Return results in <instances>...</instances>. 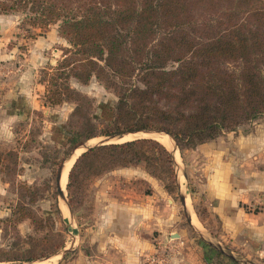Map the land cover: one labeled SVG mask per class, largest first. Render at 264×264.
<instances>
[{
  "label": "trees",
  "instance_id": "1",
  "mask_svg": "<svg viewBox=\"0 0 264 264\" xmlns=\"http://www.w3.org/2000/svg\"><path fill=\"white\" fill-rule=\"evenodd\" d=\"M11 12L23 14L22 26L56 24L66 40L61 58L42 71L46 103L72 101L76 113L87 98L72 77L95 78L117 97L102 131H91L89 119L69 128L64 155L96 136L142 129L170 134L182 151L264 116V0H0V13ZM141 162L172 191V156L149 137L83 152L67 188L77 173ZM19 214L7 221L28 217Z\"/></svg>",
  "mask_w": 264,
  "mask_h": 264
},
{
  "label": "rangeland",
  "instance_id": "2",
  "mask_svg": "<svg viewBox=\"0 0 264 264\" xmlns=\"http://www.w3.org/2000/svg\"><path fill=\"white\" fill-rule=\"evenodd\" d=\"M22 19L23 14L19 12L0 13V219L3 220L0 223V264L34 261L39 264L51 258L52 264H72L81 257H90L93 254L91 228L103 226L114 213L122 215L120 210L116 211L117 202L151 196L161 188L164 200L167 198L170 203L173 200L178 206L181 215L178 228L185 233L186 242L200 248L207 260L213 264H264V241L252 245L232 238L225 234L221 221L209 210L202 189L203 160L195 147L176 152L178 177L171 192L164 187L168 180L164 179V183L155 178L141 162L93 174L77 173L78 181L68 189L70 167L64 197L58 195L56 177L69 153L63 154L69 128L78 127L89 119L93 124L91 131H102L111 125L117 97L95 78L83 84L72 77L71 87L87 98L80 109L75 113L76 103L72 101L59 105L46 103L45 86L40 81L42 71L57 63L61 48L67 43L58 34L56 24L42 31L29 24L22 26ZM17 93L25 97L23 102L28 106L19 115L14 112L17 107L12 103ZM255 123H264V116L243 123L233 131L244 134ZM229 132L223 131L215 139L220 144H228ZM162 135L167 136L162 133L145 136L158 140ZM62 154L64 157L57 165ZM149 178L156 179L158 184ZM180 193L186 196L185 210ZM61 206L67 208L68 216ZM251 208L264 210L262 199ZM13 211L14 216L23 213L28 217L15 223L7 221ZM186 213L192 218L195 215L199 223H190ZM209 242L219 243L223 250ZM156 243L155 248L158 244L163 246L167 261L170 254L176 252L161 241ZM94 250L97 252V247ZM62 252H65L63 256ZM143 260L149 264L145 255Z\"/></svg>",
  "mask_w": 264,
  "mask_h": 264
},
{
  "label": "crops",
  "instance_id": "3",
  "mask_svg": "<svg viewBox=\"0 0 264 264\" xmlns=\"http://www.w3.org/2000/svg\"><path fill=\"white\" fill-rule=\"evenodd\" d=\"M1 24L0 20V30ZM15 97L12 103L19 115L28 106L24 96ZM227 139L225 145L213 139L195 147L203 160V193L225 234L256 245L264 241V210L251 208L261 199L264 204V123H255L244 134L231 131ZM165 200L161 188L151 196L117 202L116 211L122 215L114 213L103 226L91 228L93 250L98 251L72 264H146L143 256L152 254L159 241L176 250L168 264H213L200 248L186 242L178 228V206Z\"/></svg>",
  "mask_w": 264,
  "mask_h": 264
},
{
  "label": "water",
  "instance_id": "4",
  "mask_svg": "<svg viewBox=\"0 0 264 264\" xmlns=\"http://www.w3.org/2000/svg\"><path fill=\"white\" fill-rule=\"evenodd\" d=\"M165 134L169 137L171 143H172V149L170 152L171 156H172V159H173V167H174V172H175V177L177 179V162L175 161V155H176V152L178 151L179 153V149H178V146L175 142V140L173 139V137L166 133V132H163V131H160V130H157V129H142V130H138V131H133V132H125V133H122V134H117V135H103L102 137H100V139L97 141V143L95 144H92V145H86L87 144V141H85L83 144H80L76 147H74L73 149H71L69 151V153L65 156V158L63 159L60 167H59V170H58V173H57V177H56V188H57V193L58 195L63 198L64 197V193H63V189L61 188V178H62V175H63V172H64V169L66 167V164L67 162L70 160L71 156L73 155V153L75 152V150L79 147H83V151L80 153L82 154L83 152H86L87 150L95 147V146H98V145H103V144H108V143H117V142H123V141H126V140H132V139H135V138H141V137H146L145 135L147 136H152L153 134ZM140 134V135H139ZM135 135L134 137H131V138H128V139H124V140H120L122 139L123 137H128V136H133ZM149 138H153V137H149ZM154 139V138H153ZM90 140V139H89ZM79 154V155H80ZM78 155V156H79ZM77 156V157H78ZM76 157V158H77ZM74 162V161H73ZM178 183V182H177ZM178 188H179V183H178ZM179 197L181 199V204L185 210L186 208V196L184 193H180L179 194ZM187 209V208H186ZM186 217H187V220L192 223V220H191V215H189V213L187 214L186 213ZM175 236H178L177 234ZM210 245L218 248L219 250H223L222 247L220 246L219 243H212V242H209ZM65 252H62L61 256L64 255ZM26 264H35L33 262H27Z\"/></svg>",
  "mask_w": 264,
  "mask_h": 264
},
{
  "label": "bare ground",
  "instance_id": "5",
  "mask_svg": "<svg viewBox=\"0 0 264 264\" xmlns=\"http://www.w3.org/2000/svg\"><path fill=\"white\" fill-rule=\"evenodd\" d=\"M158 141L160 142V143H162L166 148H171L172 147V143H171V141H170V139H169V137H167V136H158ZM99 139H96V141H93V140H90V141H88L87 142V144L86 145H92V144H95V143H97V141H98ZM83 147H79V148H77L76 150H75V152L73 153V157L71 156V158H70V160L67 162V164H66V167H65V169H64V172H63V175H62V178H61V188L62 189H64V186H65V183H66V179H67V173H68V171H69V169H70V167H71V165H72V163H73V161H74V159L83 151ZM170 150V149H169ZM176 158H175V161L178 163V158H177V153H176ZM182 179V178H181ZM61 208H62V206H61ZM67 208H68V205H67ZM67 208L65 207V206H63V211H64V213H65V215L66 216H68V212H67ZM68 211H69V208H68ZM63 213V214H64ZM68 219V218H67ZM192 222L193 223H195V224H198L199 222H198V220H197V218L195 217V215H193V218H192ZM74 230V229H73ZM72 230V231H73ZM74 232V231H73ZM206 234V233H205ZM51 261H52V258L51 259H47L46 261H40V263L39 264H52L51 263ZM54 261V260H53ZM35 262V261H34ZM33 262V263H34ZM55 264V263H54Z\"/></svg>",
  "mask_w": 264,
  "mask_h": 264
},
{
  "label": "built area",
  "instance_id": "6",
  "mask_svg": "<svg viewBox=\"0 0 264 264\" xmlns=\"http://www.w3.org/2000/svg\"><path fill=\"white\" fill-rule=\"evenodd\" d=\"M163 246L158 244L152 254L145 255V260L149 264H168L167 257L163 255Z\"/></svg>",
  "mask_w": 264,
  "mask_h": 264
}]
</instances>
